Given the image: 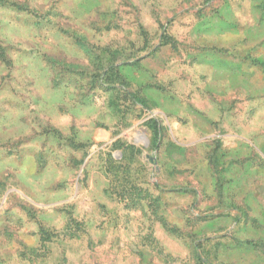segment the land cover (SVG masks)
Wrapping results in <instances>:
<instances>
[{"label":"rangeland","instance_id":"obj_1","mask_svg":"<svg viewBox=\"0 0 264 264\" xmlns=\"http://www.w3.org/2000/svg\"><path fill=\"white\" fill-rule=\"evenodd\" d=\"M0 264H264V0H0Z\"/></svg>","mask_w":264,"mask_h":264}]
</instances>
